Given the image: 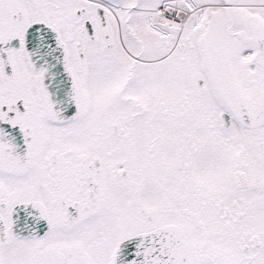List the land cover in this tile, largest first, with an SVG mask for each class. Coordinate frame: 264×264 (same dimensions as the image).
<instances>
[{"label": "snow or ice", "instance_id": "snow-or-ice-1", "mask_svg": "<svg viewBox=\"0 0 264 264\" xmlns=\"http://www.w3.org/2000/svg\"><path fill=\"white\" fill-rule=\"evenodd\" d=\"M0 264H264V0H0Z\"/></svg>", "mask_w": 264, "mask_h": 264}]
</instances>
